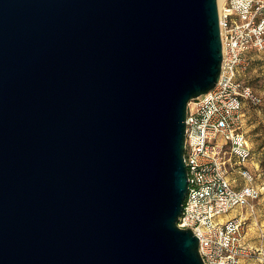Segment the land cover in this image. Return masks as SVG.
<instances>
[{
	"label": "water",
	"instance_id": "95a60500",
	"mask_svg": "<svg viewBox=\"0 0 264 264\" xmlns=\"http://www.w3.org/2000/svg\"><path fill=\"white\" fill-rule=\"evenodd\" d=\"M217 0H0V264H204L178 221Z\"/></svg>",
	"mask_w": 264,
	"mask_h": 264
},
{
	"label": "built area",
	"instance_id": "2783aa9c",
	"mask_svg": "<svg viewBox=\"0 0 264 264\" xmlns=\"http://www.w3.org/2000/svg\"><path fill=\"white\" fill-rule=\"evenodd\" d=\"M218 19L222 44L218 83L187 109L188 193L178 227L190 229L198 239L204 264H242L244 259L264 264V248L244 244L245 220H220L234 209H252L251 203L260 196L245 169L251 148L240 127L244 105L259 106L261 99L240 82L238 73L248 66L247 53L264 52V0H225ZM234 169L246 182L240 187L229 178Z\"/></svg>",
	"mask_w": 264,
	"mask_h": 264
},
{
	"label": "rangeland",
	"instance_id": "374dc122",
	"mask_svg": "<svg viewBox=\"0 0 264 264\" xmlns=\"http://www.w3.org/2000/svg\"><path fill=\"white\" fill-rule=\"evenodd\" d=\"M246 58L248 66L244 70H239L238 79L251 87L261 99V104L259 106L248 103L244 105L240 132L245 135L251 148V157L245 169L253 176V185L260 191V196L251 203L252 209H237L242 216H248L246 238L251 245L259 249L264 248V52L251 50L246 54ZM229 178L236 179L242 185L246 183L238 175L237 169L229 173ZM250 260L252 261H246V264L259 263L255 259Z\"/></svg>",
	"mask_w": 264,
	"mask_h": 264
},
{
	"label": "crops",
	"instance_id": "0c3cea01",
	"mask_svg": "<svg viewBox=\"0 0 264 264\" xmlns=\"http://www.w3.org/2000/svg\"><path fill=\"white\" fill-rule=\"evenodd\" d=\"M231 179V178H230ZM232 181H235V182H233V184H235L236 186H242V183L241 182H238L236 179H231ZM230 212H233L232 214H229ZM227 215H225L226 217L225 218H221L220 220H222V221H227V220H230V219H233V218H236V217H241L242 219H244L245 220V223H246V232H247V229H248V224H247V221H248V216L247 217H245V216H242L240 213L241 212H239L238 211V209H234V210H232V211H230ZM244 244L248 247V248H252V247H254L255 248V246H253V245H251L249 242H248V240H247V238H246V234H245V238H244ZM246 261H252V260H250V259H244L243 261H242V264H246ZM252 264V263H251ZM259 264V263H258Z\"/></svg>",
	"mask_w": 264,
	"mask_h": 264
},
{
	"label": "bare ground",
	"instance_id": "6f19581e",
	"mask_svg": "<svg viewBox=\"0 0 264 264\" xmlns=\"http://www.w3.org/2000/svg\"><path fill=\"white\" fill-rule=\"evenodd\" d=\"M224 1L225 0H217V6H218L219 11L221 10V7H222Z\"/></svg>",
	"mask_w": 264,
	"mask_h": 264
},
{
	"label": "trees",
	"instance_id": "16d2710c",
	"mask_svg": "<svg viewBox=\"0 0 264 264\" xmlns=\"http://www.w3.org/2000/svg\"><path fill=\"white\" fill-rule=\"evenodd\" d=\"M251 88V87H250ZM247 104V103H246Z\"/></svg>",
	"mask_w": 264,
	"mask_h": 264
}]
</instances>
